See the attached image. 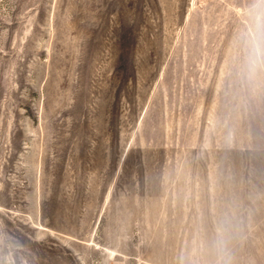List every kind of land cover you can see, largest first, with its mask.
<instances>
[{"label":"rangeland","instance_id":"1","mask_svg":"<svg viewBox=\"0 0 264 264\" xmlns=\"http://www.w3.org/2000/svg\"><path fill=\"white\" fill-rule=\"evenodd\" d=\"M262 15L0 0V264H264Z\"/></svg>","mask_w":264,"mask_h":264},{"label":"clouds","instance_id":"2","mask_svg":"<svg viewBox=\"0 0 264 264\" xmlns=\"http://www.w3.org/2000/svg\"><path fill=\"white\" fill-rule=\"evenodd\" d=\"M243 64L241 74L251 78L258 69H264V15L255 18L253 30L247 34L242 42ZM229 225L221 221L218 225L216 236L210 241V247L222 251L227 240Z\"/></svg>","mask_w":264,"mask_h":264}]
</instances>
